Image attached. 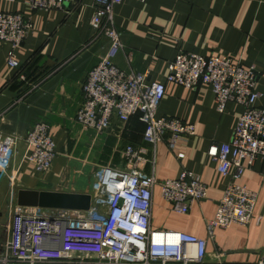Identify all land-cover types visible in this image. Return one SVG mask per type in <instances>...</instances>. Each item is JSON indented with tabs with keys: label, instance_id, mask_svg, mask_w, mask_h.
<instances>
[{
	"label": "crops",
	"instance_id": "obj_1",
	"mask_svg": "<svg viewBox=\"0 0 264 264\" xmlns=\"http://www.w3.org/2000/svg\"><path fill=\"white\" fill-rule=\"evenodd\" d=\"M94 2L72 0L64 10H31L24 0H0V12L21 13L32 23L14 50L17 67L7 64L9 45L0 41V131L16 137L12 166L0 176V182L6 178L7 199L20 188L92 195L96 170L127 168L123 152L131 144L140 156L137 168L144 174L161 181L190 170L206 187L205 198L194 202L187 213H178L161 197L160 186L154 185V228L205 238L206 261L212 264H257L264 260L261 159H255L237 180L257 193L249 222L215 227L212 236L206 227L229 181L217 171L206 149L212 141L230 139L242 107L231 100L218 112L208 84L186 88L166 81L168 63L178 50L226 55L255 67L260 93L256 104L264 108V0H121L114 6V25L123 45L113 58L114 64L127 72H147L146 82L164 83L165 94L156 116L173 117L195 127L194 135L179 138L172 149L165 139L155 144L145 141L144 123L137 115L126 122L113 116L102 132L84 130L76 121L83 100L81 84L109 46L105 36L92 39L89 22ZM36 122L49 125L55 143L56 154L44 172L37 171L25 156L23 138ZM257 216L261 217L259 223Z\"/></svg>",
	"mask_w": 264,
	"mask_h": 264
},
{
	"label": "built area",
	"instance_id": "obj_2",
	"mask_svg": "<svg viewBox=\"0 0 264 264\" xmlns=\"http://www.w3.org/2000/svg\"><path fill=\"white\" fill-rule=\"evenodd\" d=\"M71 1L24 0V3L31 10H64ZM120 2H94L89 22L94 31L92 39L105 36L109 46L81 84L83 100L75 119L84 130L102 132L110 126L113 116L126 122L137 115L144 123L145 141L155 144L165 139L172 149L179 138L194 135L195 127L173 117L156 116L165 94L164 83L146 82L147 72H127L114 64L115 54L123 47L113 14L114 6ZM31 27V20L21 13L0 12V41L9 45L6 54L9 66L19 65L14 50ZM167 68L168 82L186 88L208 84L218 112H223L231 100L242 107L230 139L212 141L206 149L207 156L216 162L217 171L229 177L206 227L212 236L215 227L247 224L257 193L237 180L255 159L264 164V108L256 104L260 93L256 89L255 67L226 55L205 56L178 50ZM23 139L27 160L39 172L48 170L56 154L49 125L36 122ZM15 145V136L0 131L1 175L12 166ZM123 153L127 168L96 170L88 209L23 206L16 204L14 194H10L8 237L0 251V264H212L206 261L205 238L151 225L154 185L160 186L161 197L173 211L187 213L194 202L206 197V187L199 176L182 170L177 178L157 181L138 170L140 156L131 144L125 146ZM182 155L177 153L178 157ZM260 220L257 216L256 223ZM257 264H264V260Z\"/></svg>",
	"mask_w": 264,
	"mask_h": 264
},
{
	"label": "water",
	"instance_id": "obj_3",
	"mask_svg": "<svg viewBox=\"0 0 264 264\" xmlns=\"http://www.w3.org/2000/svg\"><path fill=\"white\" fill-rule=\"evenodd\" d=\"M14 199L16 204L23 206L85 210L90 206L91 195L88 193L20 188L15 192Z\"/></svg>",
	"mask_w": 264,
	"mask_h": 264
},
{
	"label": "rangeland",
	"instance_id": "obj_4",
	"mask_svg": "<svg viewBox=\"0 0 264 264\" xmlns=\"http://www.w3.org/2000/svg\"><path fill=\"white\" fill-rule=\"evenodd\" d=\"M5 177H2L0 182V251L4 247L5 240L8 237L7 224L10 220V210L8 199L5 193Z\"/></svg>",
	"mask_w": 264,
	"mask_h": 264
}]
</instances>
